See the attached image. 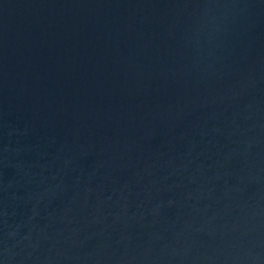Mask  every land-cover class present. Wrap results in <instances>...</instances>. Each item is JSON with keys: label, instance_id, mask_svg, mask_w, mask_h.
I'll return each mask as SVG.
<instances>
[{"label": "water", "instance_id": "obj_1", "mask_svg": "<svg viewBox=\"0 0 264 264\" xmlns=\"http://www.w3.org/2000/svg\"><path fill=\"white\" fill-rule=\"evenodd\" d=\"M0 264H264V0H0Z\"/></svg>", "mask_w": 264, "mask_h": 264}]
</instances>
